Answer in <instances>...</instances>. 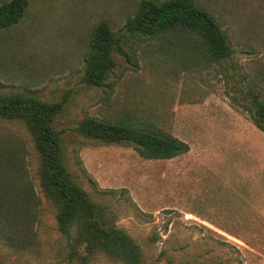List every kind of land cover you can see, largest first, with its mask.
<instances>
[{
	"label": "rangeland",
	"instance_id": "1",
	"mask_svg": "<svg viewBox=\"0 0 264 264\" xmlns=\"http://www.w3.org/2000/svg\"><path fill=\"white\" fill-rule=\"evenodd\" d=\"M139 1L29 0L22 19L0 30V84L63 103L54 127L66 168L140 246L141 264H264V133L249 113L253 92L264 100V0H196L233 51L219 63L193 47L128 38L129 58L114 55L107 85L87 87L92 28L106 20L123 32ZM87 117L160 130L189 150L144 160L132 145L84 140L76 127ZM0 134L22 145L37 215L26 227L35 240L29 248L9 247L0 230V264H82L66 258L30 133L0 118ZM88 264L122 263L97 254Z\"/></svg>",
	"mask_w": 264,
	"mask_h": 264
},
{
	"label": "trees",
	"instance_id": "2",
	"mask_svg": "<svg viewBox=\"0 0 264 264\" xmlns=\"http://www.w3.org/2000/svg\"><path fill=\"white\" fill-rule=\"evenodd\" d=\"M29 0H8L0 4V30L17 24ZM128 38L167 40L183 49L195 48L209 61L229 58L232 49L215 17L196 0H140L123 32L113 31L106 20L91 30L83 59L82 83L104 87L115 67V54L129 58ZM62 102L44 101L30 92H5L0 84V118L19 121L28 130L38 154V185L55 207L58 233L65 238L66 258L88 264L103 254L122 264H141L142 251L132 237L116 225L115 217L76 182L65 165L62 131L54 121ZM250 118L264 133V100L251 94ZM76 131L84 139L105 144L132 145L144 160H169L188 152L184 141L160 130L106 118L87 117ZM0 134V230L7 245L17 250L29 248L34 235L26 229L36 218L31 186L25 183L22 145L8 144Z\"/></svg>",
	"mask_w": 264,
	"mask_h": 264
}]
</instances>
